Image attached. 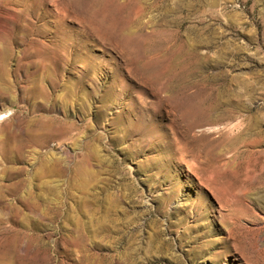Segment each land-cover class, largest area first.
Listing matches in <instances>:
<instances>
[{
  "label": "rangeland",
  "instance_id": "1",
  "mask_svg": "<svg viewBox=\"0 0 264 264\" xmlns=\"http://www.w3.org/2000/svg\"><path fill=\"white\" fill-rule=\"evenodd\" d=\"M0 264H264V0H0Z\"/></svg>",
  "mask_w": 264,
  "mask_h": 264
},
{
  "label": "bare ground",
  "instance_id": "2",
  "mask_svg": "<svg viewBox=\"0 0 264 264\" xmlns=\"http://www.w3.org/2000/svg\"><path fill=\"white\" fill-rule=\"evenodd\" d=\"M88 72V71H87ZM80 106H79V109L80 110H83L84 108H85V106H86V104H85V102H83V103H80L79 104ZM241 122V121H240ZM239 124V123H238ZM237 124H235V126H236ZM188 217V215H185V216H180V217H177V222H176V224H182L183 223V221L186 219ZM193 217V216H192Z\"/></svg>",
  "mask_w": 264,
  "mask_h": 264
}]
</instances>
